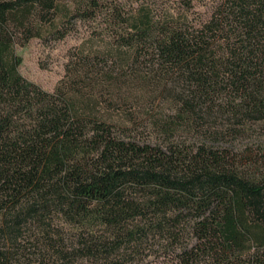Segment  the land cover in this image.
<instances>
[{
    "label": "trees",
    "instance_id": "obj_1",
    "mask_svg": "<svg viewBox=\"0 0 264 264\" xmlns=\"http://www.w3.org/2000/svg\"><path fill=\"white\" fill-rule=\"evenodd\" d=\"M130 1L124 17L113 0H0V264H126L153 241L178 264H264L263 144L230 142L264 135V0L191 21L190 0L157 19ZM103 9L126 52L74 56L52 92L19 72L16 44ZM146 91L169 105L152 116L161 142L119 120Z\"/></svg>",
    "mask_w": 264,
    "mask_h": 264
},
{
    "label": "rangeland",
    "instance_id": "obj_2",
    "mask_svg": "<svg viewBox=\"0 0 264 264\" xmlns=\"http://www.w3.org/2000/svg\"><path fill=\"white\" fill-rule=\"evenodd\" d=\"M216 0H190L191 8L186 15L188 21L203 18L210 6ZM120 2L122 16H130L140 7V2L130 0H113L112 3ZM145 7L152 9L153 19L164 17L166 15L175 16L184 13L185 7L180 0H143ZM143 5V6H144ZM187 13V12H185ZM105 10L95 13L91 19H82L72 15L69 23L62 29L63 37L44 35L43 37H32L23 44L15 45V52L21 57V63L18 66L19 72L28 80L39 85L42 89L52 92L61 80L66 77V65L74 56L78 54H88L96 52L105 54L108 58L126 52L123 48L114 47L111 44V31L104 29ZM109 33V34H108ZM66 81V80H65ZM126 93V92H125ZM140 99V106L131 109L129 114L131 120L124 115L119 117L123 128L140 142H161L164 137L156 132L152 126L153 117L160 112H169V105L162 103L160 94L154 91L136 93ZM135 96V97H136ZM159 99L154 106H150L148 101L154 97ZM130 100V104L135 102ZM110 114L117 116L116 108L110 111ZM153 116V117H152ZM263 130L256 125L246 131L245 135L239 138L230 139V142L237 150L250 147L256 149L259 144H263ZM173 140L183 142H193L197 137L190 132L176 131ZM226 141H229L226 139ZM187 239V236H183ZM177 250L169 243H160L158 241L149 242L138 254H133L132 259L126 264H178L175 254Z\"/></svg>",
    "mask_w": 264,
    "mask_h": 264
}]
</instances>
